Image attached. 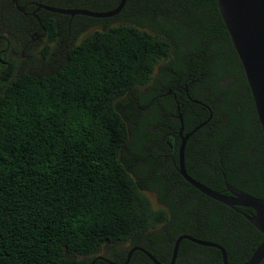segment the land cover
I'll use <instances>...</instances> for the list:
<instances>
[{"label":"trees","instance_id":"trees-1","mask_svg":"<svg viewBox=\"0 0 264 264\" xmlns=\"http://www.w3.org/2000/svg\"><path fill=\"white\" fill-rule=\"evenodd\" d=\"M77 18L93 31L54 71L18 72L17 58L5 73L0 57V264H124L136 247L170 264L182 235L246 264L264 241L245 217L252 210L205 196L179 173L178 107L184 135L207 123L188 140V174L264 198V135L218 0H127L116 17ZM28 20L16 12L12 24ZM130 264L154 263L136 251ZM176 264L223 260L184 240Z\"/></svg>","mask_w":264,"mask_h":264},{"label":"water","instance_id":"water-1","mask_svg":"<svg viewBox=\"0 0 264 264\" xmlns=\"http://www.w3.org/2000/svg\"><path fill=\"white\" fill-rule=\"evenodd\" d=\"M127 0H120L119 5L109 12H92L88 10H48L63 15L86 16L96 19H108L118 16L124 9ZM219 9L230 34L233 46L239 56L254 99L257 115L264 135V0H218ZM0 39H2L0 37ZM10 69L7 64L5 73ZM196 103H200L195 101ZM178 119L181 122L180 136L182 143L179 149V173L192 187L205 196L230 208H245L254 211L255 215H245L246 219L264 236V198L259 199L232 187L225 178L228 194L220 193L193 179L186 170L185 152L188 140L207 123L201 124L192 132L184 135V120L178 107ZM188 240L207 248L218 249L222 254L223 264H229L228 253L217 243L199 240L190 235L180 236L174 245L170 264H176L182 241ZM140 251L148 256L154 264H162L147 250L136 247L129 253L125 264L130 263L134 252ZM98 259L106 260L103 257ZM264 260V241L257 247L246 264H261ZM96 260L93 262V264ZM107 262V260H106ZM110 264H113L109 262Z\"/></svg>","mask_w":264,"mask_h":264},{"label":"flooded vegetation","instance_id":"flooded-vegetation-1","mask_svg":"<svg viewBox=\"0 0 264 264\" xmlns=\"http://www.w3.org/2000/svg\"><path fill=\"white\" fill-rule=\"evenodd\" d=\"M76 1L78 0H0V37L2 38L0 39V57L3 55L7 56V61H2V65L7 67V64H9L11 67L16 63L17 58L24 61L23 67L19 66L18 72L25 71L30 65L43 66L44 69L48 68L46 70L49 71H54L62 65L67 60L68 50L81 42L84 38L86 24L83 20L77 18L78 15H63L52 12L47 8L68 10L63 7L75 6ZM28 10H30V12H28ZM16 12L22 13L26 18H29L26 25L22 26L16 22L12 24ZM49 24L57 31V39L52 41L53 43L50 42V35L46 29V25ZM8 30H11L14 34L18 33L19 36L15 37L12 35L13 40H11ZM29 37L33 40H29L25 43L24 40ZM44 44L46 46L43 49L49 48L51 57H43V64H39L36 62L39 60L32 55V52L37 51V49ZM22 46H24V50L21 52V56H19V49ZM25 52L28 53L29 56L26 57ZM24 56L25 58L23 59ZM169 93L171 94V92ZM253 215H255V213L252 210L248 216ZM254 245L255 244H253L252 247ZM109 262L110 261L107 260V263ZM91 264H93V262ZM94 264H96V262Z\"/></svg>","mask_w":264,"mask_h":264},{"label":"rangeland","instance_id":"rangeland-1","mask_svg":"<svg viewBox=\"0 0 264 264\" xmlns=\"http://www.w3.org/2000/svg\"><path fill=\"white\" fill-rule=\"evenodd\" d=\"M97 29H100V27L98 26V27H96ZM93 30H91V31H88V33L87 34H89L90 32H92ZM86 33H85V35H84V37L87 35ZM83 40V39H82ZM81 40V41H82ZM25 41V43H27L28 41H29V39H26V40H24ZM50 45V44H49ZM46 45L44 44L42 47H39L38 49H37V51H35V52H33L32 53V55H34L35 57H37V59L40 61H36L37 63H39V64H43L42 63V58L44 57V55L41 53V51L43 50V48L45 47ZM53 47V46H52ZM24 48V46H22L20 49H19V56H21V52L24 50L23 49ZM25 55H26V57L27 56H29L28 55V53H26L25 52ZM25 58V56L23 57V59ZM19 66H21V67H23V61H20L19 63H17V69L19 70ZM46 69H48V68H45L44 69V67L43 66H32V65H30L28 68H26V70H28V71H30V72H38V73H43V72H46V71H49V70H46ZM149 197H150V199H151V201L153 202V204H154V206L157 208L158 206H159V204H158V202H157V199H156V196L154 195V194H149Z\"/></svg>","mask_w":264,"mask_h":264}]
</instances>
